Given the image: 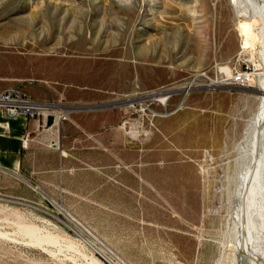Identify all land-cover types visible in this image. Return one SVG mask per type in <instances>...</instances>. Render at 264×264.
<instances>
[{
    "label": "rangeland",
    "instance_id": "rangeland-1",
    "mask_svg": "<svg viewBox=\"0 0 264 264\" xmlns=\"http://www.w3.org/2000/svg\"><path fill=\"white\" fill-rule=\"evenodd\" d=\"M127 1L0 0V92L80 114L40 172L0 170V264H231L257 85L197 88L178 111L182 96L153 97L232 62L254 69L235 9L201 0L194 18L181 0ZM180 113L189 126L171 136Z\"/></svg>",
    "mask_w": 264,
    "mask_h": 264
},
{
    "label": "bare ground",
    "instance_id": "bare-ground-1",
    "mask_svg": "<svg viewBox=\"0 0 264 264\" xmlns=\"http://www.w3.org/2000/svg\"><path fill=\"white\" fill-rule=\"evenodd\" d=\"M180 2L194 18H198L197 10L203 11L204 8L201 0ZM229 2L236 13L238 54L247 53L254 69L259 70L253 74L249 87L254 88L256 84V94H248L257 100L256 112L249 134L248 130L246 132L249 136L246 135L248 138L240 147L242 165L231 194V228L228 234L231 264H264V0ZM218 68L224 74H230L231 67L228 64ZM164 97L158 95L156 100L165 105Z\"/></svg>",
    "mask_w": 264,
    "mask_h": 264
},
{
    "label": "built area",
    "instance_id": "built-area-1",
    "mask_svg": "<svg viewBox=\"0 0 264 264\" xmlns=\"http://www.w3.org/2000/svg\"><path fill=\"white\" fill-rule=\"evenodd\" d=\"M255 69L247 66L242 69L239 62L231 63L230 74H224L219 71L214 76L203 74H193L184 84L174 89L161 92L159 95H164L165 105L160 104L153 97L154 101L159 103L164 108L167 101L175 94L182 96L174 111H178L183 107L184 98L187 94L197 88L203 87H232L239 89H248ZM158 96V95H157ZM0 115L4 121L24 116L27 118H35L37 120L38 130L45 132L46 146L50 149L60 150V130L62 124L67 121V113L63 111L61 106L53 103L37 101L25 95L22 91L16 88H8L0 92ZM52 117V124L47 125V120ZM8 134V129L4 130L3 136ZM32 141L28 133H25L21 139L22 149H26L28 143ZM203 159H211L212 154L209 150L204 149L201 152ZM3 172H5L3 170Z\"/></svg>",
    "mask_w": 264,
    "mask_h": 264
},
{
    "label": "crops",
    "instance_id": "crops-1",
    "mask_svg": "<svg viewBox=\"0 0 264 264\" xmlns=\"http://www.w3.org/2000/svg\"><path fill=\"white\" fill-rule=\"evenodd\" d=\"M30 98L48 102V98H34L33 94L29 95ZM63 111H65L63 109ZM78 112H68V121H65L61 126V133H66L72 127L71 125L77 124L79 117ZM184 113H180L170 120V130H166L168 134H173L179 131L184 126H189L188 123L182 121ZM181 120V121H180ZM3 129H8L6 136H0V168L5 171L10 177L16 174H29L34 175L44 168L45 154L55 152L57 150L50 149L46 146L47 136L44 132L38 130L37 120L35 118H27L18 116L7 120L2 125ZM11 129L14 131L11 132ZM28 133L32 139L28 143L26 149L21 147V139L24 134ZM62 146L65 143L64 138L61 140Z\"/></svg>",
    "mask_w": 264,
    "mask_h": 264
},
{
    "label": "water",
    "instance_id": "water-1",
    "mask_svg": "<svg viewBox=\"0 0 264 264\" xmlns=\"http://www.w3.org/2000/svg\"><path fill=\"white\" fill-rule=\"evenodd\" d=\"M52 124V117H49L47 120V125L50 126Z\"/></svg>",
    "mask_w": 264,
    "mask_h": 264
}]
</instances>
